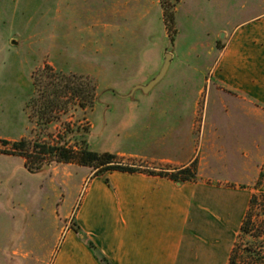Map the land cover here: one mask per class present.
Returning <instances> with one entry per match:
<instances>
[{"label":"rangeland","instance_id":"1","mask_svg":"<svg viewBox=\"0 0 264 264\" xmlns=\"http://www.w3.org/2000/svg\"><path fill=\"white\" fill-rule=\"evenodd\" d=\"M259 2L180 0L175 27L168 30L160 0H0V135L26 139V148L43 161L44 169L32 173L25 157L0 153V264H19L1 254L19 246L15 232L24 220L28 237L19 247L26 254L20 264H51L57 231L66 212L79 205V192L93 172L75 162L46 165L48 155L38 148L32 152L33 145L67 139L75 150L119 148L126 141L111 122L105 124V115L121 116L125 106L127 110L162 94L180 95L184 111L198 99V131L202 111L210 113L218 106L215 95L229 92L212 82V67L235 26L258 11ZM169 52L173 66L168 73L148 94L134 89L160 72ZM183 61L202 63L201 93L200 80L186 83L176 68ZM258 134L252 132L249 151L252 169L260 167V174L250 181L206 180L239 182L250 188V197L264 192V145ZM255 218L264 219V214ZM242 219L220 264H227Z\"/></svg>","mask_w":264,"mask_h":264},{"label":"crops","instance_id":"2","mask_svg":"<svg viewBox=\"0 0 264 264\" xmlns=\"http://www.w3.org/2000/svg\"><path fill=\"white\" fill-rule=\"evenodd\" d=\"M176 68L186 83L199 79L201 93L202 63L183 61ZM212 72L217 89L229 92L215 95L218 106L210 113L207 108L202 111L198 131V99L184 111L180 95L162 94L127 110L125 106L121 116L105 115V124L111 122L126 144L97 150L175 165L196 160L197 179L181 182L147 172L113 170L98 176L91 172L79 192V205L66 212L57 231L51 264H103L70 227L72 220L111 264H220L226 258L251 190L239 182L214 184L206 179L250 181L260 174V167L252 169L249 150L252 132H259L264 145V0L258 11L235 26ZM15 234L19 246L8 247L1 256L20 264L26 258L19 249L27 243L25 220Z\"/></svg>","mask_w":264,"mask_h":264},{"label":"trees","instance_id":"3","mask_svg":"<svg viewBox=\"0 0 264 264\" xmlns=\"http://www.w3.org/2000/svg\"><path fill=\"white\" fill-rule=\"evenodd\" d=\"M180 0H160L163 11V19L168 28L172 30L176 23V10ZM28 141L21 139L13 141L0 138V153L14 154L26 158L25 167L33 173L44 170L42 160L32 156L27 149ZM33 150L48 155L46 165L52 162H75L82 166L93 168V175H103L109 171L119 170L127 172H147L149 174L165 176L176 181H193L197 179V161L188 165H175L155 160H142L137 157L123 156L109 151H97L91 148L75 150L67 145V139L63 142L50 144H34ZM31 154V155H30ZM34 163L35 165H31ZM145 163V164H143ZM264 214V192H254L249 200L248 208L240 225L238 237L230 250L227 264H264V219L255 218ZM92 249L96 257L103 264H111L104 254L97 248L94 242L82 231L77 222L71 225ZM250 236L254 239H246Z\"/></svg>","mask_w":264,"mask_h":264},{"label":"water","instance_id":"4","mask_svg":"<svg viewBox=\"0 0 264 264\" xmlns=\"http://www.w3.org/2000/svg\"><path fill=\"white\" fill-rule=\"evenodd\" d=\"M171 58L172 54L170 52L166 53L165 63L160 72L154 78H152L146 85H137L134 87V89L142 88L145 92L150 91L165 76L169 68Z\"/></svg>","mask_w":264,"mask_h":264}]
</instances>
